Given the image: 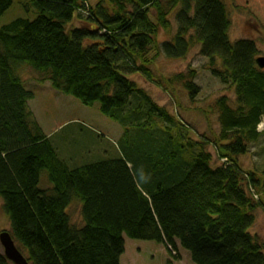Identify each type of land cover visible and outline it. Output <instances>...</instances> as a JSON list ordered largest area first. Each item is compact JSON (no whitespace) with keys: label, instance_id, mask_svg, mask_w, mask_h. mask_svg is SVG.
Returning <instances> with one entry per match:
<instances>
[{"label":"trees","instance_id":"trees-1","mask_svg":"<svg viewBox=\"0 0 264 264\" xmlns=\"http://www.w3.org/2000/svg\"><path fill=\"white\" fill-rule=\"evenodd\" d=\"M29 1L34 19L0 28V199L28 264H120L123 235L162 245L175 260L186 250L194 264H264V238L252 232L264 208V168L240 163L262 136L264 68L256 59L264 38L231 42L224 0ZM231 4L264 28V0ZM11 5L0 0V17ZM82 15L85 21L69 27ZM170 17L176 32L159 42ZM195 45L235 95L233 105L226 96L215 101L220 131L209 139H194L181 116L131 78L152 81L153 58H184ZM21 66L38 74L37 86L48 83L86 107L99 103L100 113L123 127L130 149L87 162L83 148L70 164L31 111L34 91ZM177 81L191 98L198 94L182 74L158 83ZM134 135L139 141L129 144ZM73 202L79 224L67 211ZM9 263L0 250V264Z\"/></svg>","mask_w":264,"mask_h":264},{"label":"rangeland","instance_id":"rangeland-1","mask_svg":"<svg viewBox=\"0 0 264 264\" xmlns=\"http://www.w3.org/2000/svg\"><path fill=\"white\" fill-rule=\"evenodd\" d=\"M224 3H226L229 19L228 36L231 42L243 38H264V28H261L249 10L233 7L231 0H224ZM36 16L37 12L29 0H12L11 7L0 17V28L16 18L32 20ZM152 20L154 21L153 16ZM83 21L85 16H78L69 27L79 26ZM170 26L167 31L159 30L157 37L159 42L169 39L176 32V24L171 17ZM199 50L200 45H195L184 58L180 59L167 58L163 54L155 57V50H151L149 57H155L150 66L154 79L150 81L139 74L132 75L131 78L171 115L181 116L189 125L190 134L194 139L198 137L209 139L220 131L215 101L226 96L229 98L230 105H233L235 95L232 86L222 84L220 80L212 76L209 60L203 57ZM217 63L219 65L220 62L217 60ZM191 71H194L192 78L189 77ZM19 72L26 87L34 91V96L36 94L31 107L39 125L45 134L52 136V143L64 158H72L75 152L78 153L86 148L87 162H95L117 157L123 151L130 149L127 143L122 141L123 127L102 115L99 111V103L86 107L79 100L54 90L50 85L47 86L48 88L43 87L44 84L41 87L37 86L39 76L27 66H21ZM178 74L184 75L185 80H192L198 87V94L193 98L190 97L181 81L169 85L158 83L162 78H170ZM258 130L262 133L259 141L252 144L249 153L240 157L246 169L264 168V121L259 125ZM134 141H139L136 135L132 137L129 144ZM208 150L213 154L215 161L217 155L212 145L208 147ZM213 164L215 165V162ZM43 181L44 177L40 186ZM78 204L73 202L67 209L72 221L77 224L81 223ZM9 229V220L2 209L0 199V233L8 232ZM252 232L264 238V208L256 212V222ZM123 239L124 252L120 256V264H194L189 253L181 248L176 252L179 259L175 260L164 246L155 242L130 239L126 235H123ZM0 250L2 251L1 245ZM22 254L26 257L25 253L22 252Z\"/></svg>","mask_w":264,"mask_h":264},{"label":"water","instance_id":"water-1","mask_svg":"<svg viewBox=\"0 0 264 264\" xmlns=\"http://www.w3.org/2000/svg\"><path fill=\"white\" fill-rule=\"evenodd\" d=\"M256 64L259 68H264V56L258 57ZM0 245L2 247V253L8 261L13 264H28L26 258L17 249L11 235L7 231L0 233Z\"/></svg>","mask_w":264,"mask_h":264},{"label":"crops","instance_id":"crops-1","mask_svg":"<svg viewBox=\"0 0 264 264\" xmlns=\"http://www.w3.org/2000/svg\"><path fill=\"white\" fill-rule=\"evenodd\" d=\"M42 85H40V87H41ZM45 86V88H48L47 86H49V84L48 83H45L44 85H43V87ZM35 98H36V94H35V96H34V98L32 99V100H30L29 101V107H30V109H31V111L33 112V114L35 115V117H36V114H35V112H34V110H33V108L31 107V105H32V102H34L35 101ZM36 120H37V117H36ZM38 121V120H37ZM47 135V134H46ZM47 136H49L50 138H52V136H50V135H47ZM65 160H67L70 164H73L74 162H73V160H72V158H65ZM241 160V159H240ZM80 163H83V161H79V162H77V164H80ZM240 163L242 164V161H240ZM81 165V164H80ZM243 166V165H242ZM244 167V166H243ZM245 168V167H244Z\"/></svg>","mask_w":264,"mask_h":264}]
</instances>
